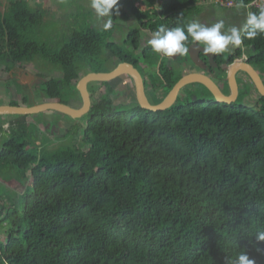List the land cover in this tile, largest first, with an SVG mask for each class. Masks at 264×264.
<instances>
[{"label": "trees", "instance_id": "16d2710c", "mask_svg": "<svg viewBox=\"0 0 264 264\" xmlns=\"http://www.w3.org/2000/svg\"><path fill=\"white\" fill-rule=\"evenodd\" d=\"M158 2L120 0L151 34L161 26L186 32L203 9L200 0ZM45 14L28 0L0 11V62L6 72L34 56L59 67L61 77L43 83L48 99L73 98L82 69L99 72L100 59L132 61L109 41L111 29L91 23L57 46L36 40ZM138 37L130 31L128 43L136 46ZM242 46L264 73V33ZM141 55L152 61L157 53L147 45ZM26 117L12 131L27 139ZM84 120L83 149L68 144L37 154L26 140L0 143V165L30 175L20 206L0 200V264H228L239 250L264 264V242L253 237L264 229V98L253 108L240 100L227 105L205 89L195 100L149 112L113 109L106 95Z\"/></svg>", "mask_w": 264, "mask_h": 264}, {"label": "rangeland", "instance_id": "374dc122", "mask_svg": "<svg viewBox=\"0 0 264 264\" xmlns=\"http://www.w3.org/2000/svg\"><path fill=\"white\" fill-rule=\"evenodd\" d=\"M39 0H31L29 2V5L31 7L35 6V3H37ZM41 1V0H40ZM164 0H159L158 5H160ZM43 6V9L45 10V17L43 19L42 24L39 25V28L36 32L35 39L40 41H48L53 40L51 43L55 46L60 45L62 42H65L68 37L70 36L71 30L76 29L77 26L86 25L87 23H91L93 27L97 29H104L103 26L104 23L108 20V18H98L94 12V10L91 8V0H44L43 3H39ZM137 7H140V9L143 11L144 8L140 6V4L136 5ZM119 8V12L117 13L115 10H113V14L111 17V26L113 29L112 37L109 41H112L113 43L122 44L125 40L126 36V30L131 27L135 26L133 24V19L131 18L129 13L127 12L126 8H124L120 3L117 5ZM210 9H214L216 11L220 12H228L227 14H230L231 23L225 24V29L227 31V28L230 29L231 27H237L241 28L245 21L248 13H250V10H246L243 8H233V9H224L219 7L210 6ZM125 13V14H124ZM124 14V15H123ZM123 15V16H121ZM202 15V9L201 13L198 16L200 17ZM119 16V17H118ZM119 18V19H118ZM117 22H114L112 20H117ZM200 23L201 22V18ZM106 29V28H105ZM152 38V35H149L148 33L142 32V38L140 41V50L145 45V43H149V40ZM49 42V41H48ZM122 51L129 52L130 49H126L121 47ZM228 52H224V54H227ZM7 64H3V62H0V77L1 75H6L3 73L5 70ZM20 69L17 68L14 75H25V70L32 72L33 75L39 76L42 79H45L46 81L49 79H58L61 77L60 68L57 66L52 65L51 63L47 62L45 59L39 56H34L32 58H29L25 60L20 65ZM106 66L108 68L114 67L113 59L109 60L106 63ZM15 67V66H14ZM94 67H97L99 71L104 67V62L100 59L99 61H96V65ZM84 71H82L81 74H83ZM260 73L263 71L260 69ZM178 75L179 74H175ZM81 77L84 75H80ZM24 77L18 78L20 80ZM122 81L125 83L128 88L130 87V82L127 79H122ZM179 81V80H178ZM241 82V81H240ZM26 83L23 85L24 90L21 92V90L17 89L18 86L12 85V82H9L8 86H4L0 83L1 91H6V96H9L12 98L13 105H30L35 103H43V102H56L59 101V103H62L64 105L70 106V107H79L81 104L80 97L77 94L74 96L71 103L69 102V99L67 98V94L62 96L59 100H50L45 95V86L43 83ZM40 84V85H39ZM251 84V83H250ZM95 84H93L94 86ZM98 85V84H97ZM9 87V88H8ZM11 88L12 91H9ZM250 101L246 102L247 106H250L253 108V106L256 105L258 99L260 98L256 90L250 86ZM8 89V91L6 90ZM4 91V92H5ZM130 93H125L119 95V99L117 100L118 103L120 102H126L127 97ZM26 98V103H23L22 98ZM99 97L98 94H94L92 97V103L96 102L97 98ZM18 99V100H17ZM130 99H132V96L130 95ZM244 100V99H243ZM5 99H1L0 103L5 102ZM117 103V102H116ZM243 104V102H241ZM20 119V118H19ZM22 121H25L28 126V135L27 139L24 138L22 135H20L19 132H15L16 130L14 126H9L8 130L5 131L0 123V139L1 144L3 141H7L9 138L17 140L19 142H23L24 140L28 141V151H32L35 153H39L41 151H52L55 148H59L65 145H72L82 148V142H81V136H82V130L79 131V134L75 137L71 138L68 136H65V133L70 126V124L77 122L80 125H84L85 123L83 120H73L67 116L58 115V113H54L51 111L40 113L38 115H31L27 116L25 119L21 118ZM61 121V128L55 130V132H51L54 129V125H52L54 121L56 123V120ZM45 122H47L45 124ZM41 124H45V128L41 126ZM51 126V129L49 127ZM36 128L38 130H36ZM35 142L42 143V145L38 146ZM45 143V144H43ZM30 186V175L27 172L25 174V177L21 176L19 172L15 168H5L3 165H0V200L5 203L6 206H11L13 204L15 207L20 206L21 204V196L22 194H25L29 190ZM5 237L0 232V242H4Z\"/></svg>", "mask_w": 264, "mask_h": 264}, {"label": "flooded vegetation", "instance_id": "af4514ba", "mask_svg": "<svg viewBox=\"0 0 264 264\" xmlns=\"http://www.w3.org/2000/svg\"><path fill=\"white\" fill-rule=\"evenodd\" d=\"M227 13L228 12H220V11H216L214 9H210L207 6H203L202 15L200 17L193 18L192 21H194V20L200 21L199 18H201L202 24H205L206 26H211L213 23H215L219 20H223L225 24L226 23L229 24V22L231 21V18H229L230 14H227ZM123 15H121V16H123ZM128 15H130L131 18L133 19L132 22H133V24H135V26L134 27L131 26L126 30L125 40L123 41L122 44L113 43L112 41H110V42H112L116 46L123 47L126 49L127 48L130 49L128 53L130 54L132 61L131 62H123V61L119 60L118 58H108L104 62V67L101 69V71L90 72L89 68H85V69H82V71H84V72H83V74H81L82 73V71H81L80 75L85 76L88 74H98V73L106 74V73L110 72L112 69H114L119 63L129 64L134 69H136V71L139 73L141 80H142V86H143V92H144L145 98L150 105H157V104L161 103L165 99V97L168 95V93L170 92L172 87L178 82V80H180L184 76H187L188 74H201V75H205V76L209 77L216 84V86L219 88L220 92L226 96V95H228V92H229L228 83L226 81L227 74L229 72L230 67L236 62H238V63H244L245 62L246 64H249L258 73V75L260 76V78L264 84V73H260L258 68L253 67L248 62L247 50L242 45L239 47H236V48H231L229 51H227L228 52L227 54H224V53H222L221 55L199 54V58L202 61V63L200 65H196L195 63H193V61L190 59L189 55H185V56L176 55L175 57H166V56H163V55L157 53V56L154 57L152 61H147L143 57V55H141V52L147 45H150V44L145 43V45L140 50L139 49L140 45H141L140 41L142 38V32L148 33L149 35H152V34L148 30L141 28L139 23L136 21V19L130 13ZM118 19L112 20V21L117 22ZM108 28L111 29V37H112L113 29H112V27H108ZM108 28H106V29H108ZM104 29H102V30H104ZM135 29H137L138 33H139L138 42H137L138 44L136 46H134L133 43H131V44L128 43V39H127V36H128V34H130V31L135 30ZM227 30H228V28H227ZM222 31H226V29L224 28V29H222ZM111 37H110V39H111ZM192 44H195V42L191 43L190 45H192ZM239 49L242 51V55L240 57L237 56V51ZM231 57H233L234 59L232 62H229ZM111 59H113L114 67L108 68L106 66V63ZM212 63H214V65ZM16 67L18 70H20L19 65H16L12 69H14ZM162 69H163V73L162 72L160 73L159 70H162ZM9 72L3 71V73H5L6 75H10ZM24 72H25V75H33L32 72H29L27 70H25ZM14 74H15V72H14ZM14 74H12V75H14ZM175 74H179L178 77ZM122 79H127L130 82L131 85L129 88L126 85H124L125 83L122 81ZM235 80H236V84H237V88H238L237 100H240L242 102L243 99H245V97L250 98V96H249L250 89H251L250 86H252L254 88L250 78L246 74H244L243 72H238L235 75ZM93 84H95V85L93 86ZM17 89L21 90V92L23 91V89H21V86H19V85H18ZM87 91H88L89 98H90V105H91L90 109L94 103H96L102 97H104L106 95L109 96V99H110V102H111L113 109L137 107V99H136V95H135V89H134L133 81L126 75L120 76V77H118V78H116L110 82H106V83H91L88 85ZM204 91H205V88L199 84H192V85L185 86L178 93L177 98H176V100L172 106L176 105L178 102L186 99L187 97L191 98L192 100H195L198 96H200V97L203 96ZM125 93H130V94H127V95H129L127 97V101L118 103L117 100L119 99V95L120 94L124 95ZM94 94H98L99 97L97 98L96 102L92 103V97ZM130 95L132 96V99H130ZM73 98L71 97L69 99L70 103L73 100ZM249 101H250V99H249ZM79 107H76L75 109H78ZM58 115H61V114H58ZM85 116L80 118V120H83L84 123H85V120H84ZM54 120H56V119H54ZM60 120H56V123L54 121H51V122H53L52 125L55 126L53 131L51 130L52 134H53V132H55V130L61 128V121ZM46 123L47 122H45V124ZM45 124H43V125L41 124V126H43L45 128ZM74 125H79L81 127L78 130L77 135L79 134L80 130H82V132H83V127L85 126V124L80 125L79 123L74 122V123L70 124V126L68 127V129L65 133V136H68L69 130ZM49 127L51 129L50 125H49Z\"/></svg>", "mask_w": 264, "mask_h": 264}, {"label": "water", "instance_id": "95a60500", "mask_svg": "<svg viewBox=\"0 0 264 264\" xmlns=\"http://www.w3.org/2000/svg\"><path fill=\"white\" fill-rule=\"evenodd\" d=\"M189 57L196 65H200L202 61L199 58V54H204L202 46H196L194 44L189 46ZM206 55V54H205ZM211 55V54H210ZM211 60V59H210ZM214 65V63H212ZM238 72L246 74L256 92L260 98H264V84L258 75V73L249 65L244 63H234L227 74L226 81L228 83V95H223L216 84L207 76L201 74H188L181 78L170 90L165 99L157 104L150 105L144 95L142 80L139 73L131 65L125 63H119L114 69L106 74H88L83 76L76 84V91L80 97L81 105L78 109L64 105L59 102H43L40 104H34L32 106H0V116H31L38 115L44 112H54L67 116L73 120H78L87 115L90 111V98L87 91V87L91 83H106L110 82L120 76H128L132 81L135 89V95L137 99V106L143 110L149 112L165 111L172 107L178 93L182 88L192 84L202 85L213 97L215 102L223 104H233L238 98V88L235 80V75ZM45 83L46 80L38 77V82ZM40 83V84H41ZM39 84V85H40ZM249 97H245L242 101L244 106L249 101ZM248 107V106H247Z\"/></svg>", "mask_w": 264, "mask_h": 264}, {"label": "clouds", "instance_id": "9594fccd", "mask_svg": "<svg viewBox=\"0 0 264 264\" xmlns=\"http://www.w3.org/2000/svg\"><path fill=\"white\" fill-rule=\"evenodd\" d=\"M120 0H91V8L98 18H108L104 27L111 26V17L113 10L117 13V5ZM223 20L206 26L199 21H192L184 27H175L166 29L161 26L152 33L149 44L154 52L166 57H175L176 55H189L188 41L195 42L194 45L202 46V51L206 55H217L229 51L242 45L244 39H255L258 35L264 33V10L259 14L248 13L246 21L241 28L231 27L227 31ZM253 237L258 242H264V229L255 231ZM228 264H256V260L249 257L245 250H239L235 259H229Z\"/></svg>", "mask_w": 264, "mask_h": 264}, {"label": "crops", "instance_id": "0c3cea01", "mask_svg": "<svg viewBox=\"0 0 264 264\" xmlns=\"http://www.w3.org/2000/svg\"><path fill=\"white\" fill-rule=\"evenodd\" d=\"M12 1H15V0H0V11L1 12H4L5 9L9 6L10 2ZM29 2L31 0H28ZM44 0H39L37 1V3H35V5H40L39 3H43ZM42 6V5H41ZM207 7H210V6H207ZM17 68V67H16ZM14 68V69H16ZM12 69L9 73L10 75H1L0 77V83L3 84L4 86H8L9 82H12L13 84L12 85H16V86H21V89L24 90V87L23 85L26 83H31V82H36V83H39L38 82V77L36 75H12L14 74V72H16V70ZM21 70V69H20ZM21 77H24L22 79L23 80H20L18 78H21ZM9 88V87H8ZM8 91V89H6ZM5 91V90H4ZM1 91V87H0V100L1 99H5L6 101L3 102V103H0V106H12L14 103L12 102V98L9 97V96H6V91ZM9 91H12L11 88L9 89ZM18 100V99H17ZM22 101H23V98H22ZM34 104H38V103H35ZM34 104H30V105H18V106H32ZM21 117V116H0V123H1V126L3 127V129L5 131H8V128L9 126H14L16 124V122L19 120L18 118ZM36 130H38L36 128ZM0 142H1V139H0Z\"/></svg>", "mask_w": 264, "mask_h": 264}, {"label": "built area", "instance_id": "2783aa9c", "mask_svg": "<svg viewBox=\"0 0 264 264\" xmlns=\"http://www.w3.org/2000/svg\"><path fill=\"white\" fill-rule=\"evenodd\" d=\"M200 6H214L224 9H233L236 7L243 8L246 10H264V0H254L247 6H243L236 2V0H200Z\"/></svg>", "mask_w": 264, "mask_h": 264}]
</instances>
